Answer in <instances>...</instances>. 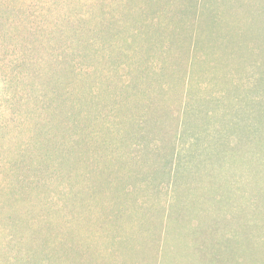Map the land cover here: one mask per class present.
I'll return each mask as SVG.
<instances>
[{
    "label": "rangeland",
    "instance_id": "obj_1",
    "mask_svg": "<svg viewBox=\"0 0 264 264\" xmlns=\"http://www.w3.org/2000/svg\"><path fill=\"white\" fill-rule=\"evenodd\" d=\"M205 5L0 0V264H217L199 223L264 197V0Z\"/></svg>",
    "mask_w": 264,
    "mask_h": 264
},
{
    "label": "trees",
    "instance_id": "obj_2",
    "mask_svg": "<svg viewBox=\"0 0 264 264\" xmlns=\"http://www.w3.org/2000/svg\"><path fill=\"white\" fill-rule=\"evenodd\" d=\"M221 2L223 0H200V2L205 3L206 5V11L207 6H209V2ZM242 2V0H239ZM242 4V3H241ZM242 7H244V4H242ZM250 10V9H249ZM203 14V15H202ZM200 19L204 21L202 18H205L204 14L205 12H202ZM201 26H205V22H200ZM87 92V91H86ZM179 93V90L177 91ZM86 97V98H85ZM84 102L89 103L90 106L95 103L94 97L88 96L87 94L84 95ZM177 102H181V99L178 97ZM178 108V115H174L173 111L174 109L168 110L166 109L165 112H163L164 119L167 121V123L170 124L172 121L173 123V131L178 130V120L181 116V103L179 104ZM101 108L99 106L97 107V110L89 109L88 112H83L82 119L91 118L93 113L97 112L100 113ZM155 113V112H154ZM160 114V113H159ZM158 116V115H156ZM159 117V116H158ZM81 119V120H82ZM85 121V120H84ZM170 121V122H169ZM83 123V122H81ZM177 125V126H176ZM166 128H162L163 135L162 139H164V135H166L168 132L165 131ZM264 193V191L262 190ZM264 199V197H263ZM263 199H241V201H237L232 208L230 209L232 211V219H236V228L225 230L226 222L222 221L220 219L218 222H214L215 226L209 225L208 228L203 227L199 223V235L198 233L194 234V237L196 239H199V247L201 249V244L203 243L204 246H202L203 249L208 250L211 252V249L213 251L214 247V253L215 249L218 250V257H217V264H244V263H250L251 259V253L249 254L247 252L248 246L251 242L258 241L260 243L264 242V215H263V208L264 203ZM218 203L221 207H224V199L221 196L218 200ZM256 215V216H254ZM217 228V230H216ZM254 228L257 229V231H254ZM261 229L262 231H258ZM219 231L221 234V238H219L215 243L214 246L211 244L212 239V233ZM199 236V237H198ZM248 246H244L247 245ZM249 254V255H248ZM246 255V259H245ZM249 256V259H247ZM240 257H243V259H239ZM215 260V255H214ZM252 262L251 264H253ZM254 264H264V261L258 260Z\"/></svg>",
    "mask_w": 264,
    "mask_h": 264
}]
</instances>
